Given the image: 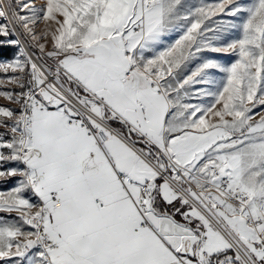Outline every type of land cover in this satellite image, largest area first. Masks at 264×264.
I'll use <instances>...</instances> for the list:
<instances>
[{"label": "snow or ice", "instance_id": "6c2138e0", "mask_svg": "<svg viewBox=\"0 0 264 264\" xmlns=\"http://www.w3.org/2000/svg\"><path fill=\"white\" fill-rule=\"evenodd\" d=\"M0 38V264H264V0H0Z\"/></svg>", "mask_w": 264, "mask_h": 264}, {"label": "rangeland", "instance_id": "374dc122", "mask_svg": "<svg viewBox=\"0 0 264 264\" xmlns=\"http://www.w3.org/2000/svg\"><path fill=\"white\" fill-rule=\"evenodd\" d=\"M193 2L198 3L199 0H193ZM0 39H2V38H0ZM13 39H15V37H13ZM7 46L10 47V48L7 49V51L10 53V56L6 57V56L0 55V61L12 59L14 54H15V52H16V49L13 48L12 46H10V45H2V47H7ZM21 46H23V42H21ZM3 49H5V48H3ZM4 75H5L4 73H0V77H3ZM8 75H12V73H8ZM4 87H10V86H4ZM4 103H6V102L3 101V100H0V104H4ZM14 179L15 178H13L12 180H8V181H0V190H3L5 188H10L12 186V184H13V180ZM0 215H7V214H0Z\"/></svg>", "mask_w": 264, "mask_h": 264}, {"label": "trees", "instance_id": "16d2710c", "mask_svg": "<svg viewBox=\"0 0 264 264\" xmlns=\"http://www.w3.org/2000/svg\"><path fill=\"white\" fill-rule=\"evenodd\" d=\"M3 48H5V49H3ZM8 48H10V47H8V46L7 47L0 46V55L9 57L10 53L7 51Z\"/></svg>", "mask_w": 264, "mask_h": 264}, {"label": "bare ground", "instance_id": "6f19581e", "mask_svg": "<svg viewBox=\"0 0 264 264\" xmlns=\"http://www.w3.org/2000/svg\"><path fill=\"white\" fill-rule=\"evenodd\" d=\"M27 50V49H26Z\"/></svg>", "mask_w": 264, "mask_h": 264}]
</instances>
